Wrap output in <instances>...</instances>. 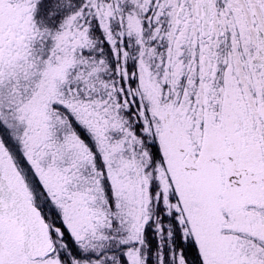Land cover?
Instances as JSON below:
<instances>
[{
  "label": "snow or ice",
  "instance_id": "obj_1",
  "mask_svg": "<svg viewBox=\"0 0 264 264\" xmlns=\"http://www.w3.org/2000/svg\"><path fill=\"white\" fill-rule=\"evenodd\" d=\"M0 264H264V0H0Z\"/></svg>",
  "mask_w": 264,
  "mask_h": 264
}]
</instances>
